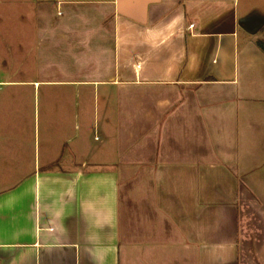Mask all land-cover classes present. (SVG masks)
Listing matches in <instances>:
<instances>
[{"label": "crops", "instance_id": "obj_1", "mask_svg": "<svg viewBox=\"0 0 264 264\" xmlns=\"http://www.w3.org/2000/svg\"><path fill=\"white\" fill-rule=\"evenodd\" d=\"M28 1L0 0V6L36 5L31 21L45 37L40 46L62 42V54L78 57L73 70L83 78L74 86H117L119 104L132 88L152 89L148 95L162 99L126 105L132 128L122 140L129 143L120 144L125 152L111 164L64 159L61 170L34 176L31 160V173L20 174L13 156L22 144H2L8 157L0 161V264H157L163 246L193 247L195 226L237 229L244 207L239 182L255 180L248 177L264 166V143L252 136L264 129V113L250 107L243 113L235 88L249 66L258 80L251 76L258 92L251 98L264 101V57L256 50L264 42L248 37L242 45L244 33H262L264 18L243 15L240 0ZM98 63L113 73L88 80ZM161 118L180 136H163ZM208 118L226 129H205ZM117 119L123 124L124 114ZM180 119L205 125L192 135L179 131ZM177 227L190 232L172 241L167 232ZM218 236L197 238V245H236L235 237ZM187 251H175L171 260L200 264L203 251Z\"/></svg>", "mask_w": 264, "mask_h": 264}, {"label": "rangeland", "instance_id": "obj_2", "mask_svg": "<svg viewBox=\"0 0 264 264\" xmlns=\"http://www.w3.org/2000/svg\"><path fill=\"white\" fill-rule=\"evenodd\" d=\"M36 9V5L30 3L28 6H0V19H4V22H0V81L15 82L0 85V161L8 157L7 150L2 144L9 145V142L13 140L22 144L17 155L13 156L14 162H17L16 165L19 166L20 174L31 173V160L34 176L37 173L43 174L49 168L61 170L64 159L73 160L75 163H80L81 159L97 158L110 159V164L113 160L117 162L125 152L121 150L120 144L129 143L128 140H122V136L132 128L129 118L131 109H127L126 105L142 107V99L154 100L155 97L162 99L161 95L157 92H153V96L148 95L146 90L153 91L152 89L139 92L137 88H132L131 97H127L124 103L119 104L117 100L119 87L117 86L100 85L96 88L89 85L74 86L73 82L83 78L81 75H76V71L73 70L77 66L75 61L78 57L62 54V42H58L51 49L40 46L39 41L45 37L40 31L39 24L36 22V27L33 28L34 22L31 21L37 13ZM240 10L243 15L255 13L264 18V0H240ZM26 17L29 18V22L21 21ZM27 32H31L29 37ZM244 36H246L245 42L243 41L242 45L248 43L249 39L264 42V30L252 37L246 33ZM256 50L264 53L260 47H256ZM262 54H260L261 58L264 57ZM82 58L83 56L79 60ZM5 61L8 63L7 68H4ZM99 64L98 69L87 73L88 80H107L113 73L111 69ZM248 68L240 84L235 88L240 95L239 104L243 113L248 107L253 111L256 109L264 113V101L260 102L257 98H251L252 94H258V92L250 83L251 76L256 72ZM252 81L258 82L253 76ZM259 85H264V81L262 80ZM62 97L65 98L62 99ZM108 97H111L109 103ZM120 105L124 109L121 110ZM119 114L125 116V119H122L124 123L121 125H117ZM161 121L163 126L160 129L164 133L163 136L168 134L176 138L179 135L174 133L176 126L172 127L170 120L161 118ZM200 125L205 123L199 119L192 121L180 119L177 128L179 127V131L183 129L185 132L196 135L200 134L197 131ZM206 126L205 129L210 130L208 127H211L212 132L226 129L223 125L218 129L212 118H208ZM136 129L147 132L145 127L137 126ZM252 136L261 145L264 143L263 128H257ZM95 137L98 140H95ZM183 138L186 141L188 137L185 134ZM134 140H137L136 136L131 137V141ZM260 153H264V149ZM144 160L149 161L145 158ZM248 178L256 179L253 181L244 179L239 182L244 198L238 201H241L244 207H242L243 221L237 229L231 227L221 229L219 225L211 223L208 232L209 229L202 231L195 226L194 246L184 245L183 242L163 246L159 254L163 257L157 264H177L176 261L171 260L172 254L180 251L181 256L184 252L188 254L187 250L189 252L199 250L193 254L194 256L203 251L200 255V264H264V166ZM132 183L134 186L137 184ZM237 187L239 189V186ZM1 188L5 189V187ZM238 194L241 195L240 192ZM134 228L132 227V230ZM177 230L179 232H167L168 237L173 238L172 241L181 239L186 232H190L178 227ZM207 235L211 239H217V235H219L218 238L235 237L236 245H206L205 247L197 245V238L206 240ZM178 264H183L180 257Z\"/></svg>", "mask_w": 264, "mask_h": 264}, {"label": "trees", "instance_id": "obj_3", "mask_svg": "<svg viewBox=\"0 0 264 264\" xmlns=\"http://www.w3.org/2000/svg\"><path fill=\"white\" fill-rule=\"evenodd\" d=\"M258 46L264 51V43H259Z\"/></svg>", "mask_w": 264, "mask_h": 264}, {"label": "flooded vegetation", "instance_id": "obj_4", "mask_svg": "<svg viewBox=\"0 0 264 264\" xmlns=\"http://www.w3.org/2000/svg\"><path fill=\"white\" fill-rule=\"evenodd\" d=\"M253 27H255V25H253Z\"/></svg>", "mask_w": 264, "mask_h": 264}]
</instances>
